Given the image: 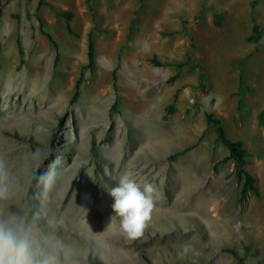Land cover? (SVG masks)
<instances>
[{"label": "rangeland", "instance_id": "obj_1", "mask_svg": "<svg viewBox=\"0 0 264 264\" xmlns=\"http://www.w3.org/2000/svg\"><path fill=\"white\" fill-rule=\"evenodd\" d=\"M45 1L72 14V35L38 0H0V223H23L33 264H264V0ZM254 26L260 39L250 43ZM206 114L248 151L259 194L244 204ZM125 167L155 187L156 208L117 261L71 225L72 205L91 183L107 210ZM53 207L56 220L46 215Z\"/></svg>", "mask_w": 264, "mask_h": 264}, {"label": "clouds", "instance_id": "obj_2", "mask_svg": "<svg viewBox=\"0 0 264 264\" xmlns=\"http://www.w3.org/2000/svg\"><path fill=\"white\" fill-rule=\"evenodd\" d=\"M6 178L5 162L0 159V198L7 195ZM155 191L151 183L141 186L128 174L121 175L110 189L115 214L111 218H119L120 229L128 239L144 235L156 208ZM0 264H33L32 242L23 223L16 219L0 223Z\"/></svg>", "mask_w": 264, "mask_h": 264}, {"label": "trees", "instance_id": "obj_3", "mask_svg": "<svg viewBox=\"0 0 264 264\" xmlns=\"http://www.w3.org/2000/svg\"><path fill=\"white\" fill-rule=\"evenodd\" d=\"M30 0H27V3ZM255 1L252 3V6H254ZM46 6L50 8L54 14L57 17L63 18L65 20V28L68 34H73L72 32V26H71V21H72V14L67 12V11H59L57 10L53 5L49 4L45 0H38L37 4V9H40L41 7ZM3 14V9L2 7L0 8V17ZM39 23V29L42 35L45 36V38L52 44H54L51 36L48 33H45L43 31V23L41 19H37ZM260 39V31L258 26H254L252 29L251 35L247 38L248 42H257ZM17 47H18V53L22 57L23 56V49L20 40H17ZM95 47H94V40H93V33L90 32L87 37V65L85 66L86 69H92L94 65V59H95ZM58 54L56 53L54 57V64L58 62ZM153 63L156 64V66H162L158 62L153 61ZM113 79L115 80V72L113 73ZM80 85H81V80L78 79L75 83L74 86V93L72 98L70 99L69 104L73 105L79 98L80 96ZM119 105V100L116 99L112 107L110 108V112L113 113L116 107ZM166 111L172 113L173 111V105H169L166 109ZM205 121L206 125L213 126L214 131L216 134L217 141L221 143L222 146H224L229 155L228 159L231 160L234 164L235 168V176L237 180L240 182L241 188L239 192V202L240 203H245L248 198L251 195H258L259 194V189L257 187V180L256 177L250 173L248 170V151L245 149L244 144L241 141H236L230 139L224 129L223 122L221 119L216 118L212 114H206L205 115ZM248 251V248H245ZM234 255L236 259H238V256L230 251ZM89 261L91 264H102L100 260L97 258H93L89 256Z\"/></svg>", "mask_w": 264, "mask_h": 264}, {"label": "bare ground", "instance_id": "obj_4", "mask_svg": "<svg viewBox=\"0 0 264 264\" xmlns=\"http://www.w3.org/2000/svg\"><path fill=\"white\" fill-rule=\"evenodd\" d=\"M121 169L122 171H119L120 176L124 174H128L132 178H134L133 172H131L129 168L125 167ZM78 173H80L79 170H78ZM90 184L91 183H89V185ZM89 185L84 184V186L82 185L80 189L79 188L76 189V193L84 196V198L81 199V197H79L77 198L78 201L76 204L74 205L71 204L72 206H74V209L76 211V220L73 222L70 219L71 222H73V224L71 225L78 227L80 231L86 234L87 240H95V242L100 244V246H103L104 248H109L111 250V253H112L111 257L113 259H116L117 261L118 259L121 260L122 259L121 257L125 258L126 255H129L131 253V251H129V248H128V246L131 245L129 243L130 239H128L122 233L120 226H119V218L118 217L111 218L113 215H115L112 210L111 205L108 207L107 210H104L102 207L100 208L97 207V204L95 203V201L92 200V194L89 191V187H88ZM114 185L116 184H112V186L110 187L113 188ZM84 205L85 206L88 205L86 207V208H89L87 209V211H84ZM83 212H86V213L83 214ZM46 215L48 219L56 220L58 216H61V213L58 209H55V207H53L50 212L46 213ZM161 215H163V213ZM67 217H68V213H65L62 223L66 221ZM58 224H60L59 221L57 222V225ZM52 229L53 228H49V231H52ZM120 243H122L123 245ZM47 244L51 245L49 241H47Z\"/></svg>", "mask_w": 264, "mask_h": 264}]
</instances>
